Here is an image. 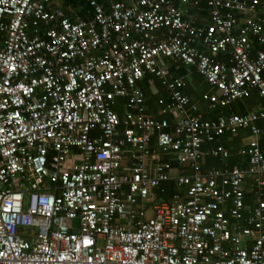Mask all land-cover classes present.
I'll return each instance as SVG.
<instances>
[{"label": "built area", "instance_id": "2783aa9c", "mask_svg": "<svg viewBox=\"0 0 264 264\" xmlns=\"http://www.w3.org/2000/svg\"><path fill=\"white\" fill-rule=\"evenodd\" d=\"M87 1L73 19L52 0H0V264H264V0H205V27L177 5L202 0ZM162 57L216 87L212 107L255 89L261 108L203 119ZM148 73L174 124L146 112ZM241 128L250 165L204 170L231 155L205 145ZM170 180L182 192L159 199Z\"/></svg>", "mask_w": 264, "mask_h": 264}, {"label": "crops", "instance_id": "0c3cea01", "mask_svg": "<svg viewBox=\"0 0 264 264\" xmlns=\"http://www.w3.org/2000/svg\"><path fill=\"white\" fill-rule=\"evenodd\" d=\"M52 0V7H59L63 10L70 13V16L74 19L76 15L80 17H85L93 13V8L89 4L87 0ZM106 2V0H104ZM127 3H132L134 0H122ZM87 4V12L85 15H81V9L86 7ZM177 5L184 10V15L186 18L191 19L192 22L199 26L205 27L210 23V14L209 10L206 6L205 0H202L199 5L195 4H181L177 3ZM72 10L75 11V14H72ZM58 25L57 22L51 24L42 23L39 26V32H33L31 30V34L39 33L41 36L46 37V30L48 27ZM160 63L169 68L172 75L174 77H181L185 81V86L183 87V92L189 96L193 105L196 106V109H191V112L200 115L203 119H216L219 116H228L234 113L237 114H249L251 112L258 111L262 105V98L259 95L258 91L253 89L251 94L248 97L239 98L232 101L230 104L226 106L217 105L215 107L211 106V102L209 100L204 99L202 96L204 93L208 94H216L221 95L220 91L213 87L211 84L207 82V80L197 71L195 67H187L180 60L171 57H162L160 58ZM148 76V75H147ZM146 76V77H147ZM147 84L149 85L152 92L155 94L158 92V87L155 84V81L152 78L147 80ZM146 95V93H145ZM148 97L146 96V112L156 118L167 117L171 124L175 123V117L172 114H168L167 116L162 114L160 111V106L158 103L157 106L151 108L148 103ZM119 101V100H118ZM117 104V106H121L122 115L125 112L124 102ZM116 106V107H117ZM236 107V111H233L232 107ZM119 112V111H118ZM120 113V112H119ZM258 125L261 128L262 132L259 138V142L261 143V137L264 134V121H258ZM123 127H121V130ZM253 139L252 131L249 128H241L236 133H225L222 136H219L216 141L209 142L205 145L206 150H210L211 147L221 144L226 147L231 155L225 159L219 158L221 165L219 166H210L204 167L207 157L211 155H206L205 160L203 162V169L207 170L212 167L217 168H232L238 166L240 168H247L250 165L249 155L243 153V150H246L250 146V142ZM152 145L156 147L155 138L152 139ZM128 147H131L130 145ZM264 151V149H262ZM216 158V157H215ZM165 160H168V157H164ZM175 162V161H174ZM186 167H175L172 170V175L177 172H185ZM254 178L247 177L244 182L246 187V201L249 205H255V196L253 192H250V187L253 185Z\"/></svg>", "mask_w": 264, "mask_h": 264}, {"label": "trees", "instance_id": "16d2710c", "mask_svg": "<svg viewBox=\"0 0 264 264\" xmlns=\"http://www.w3.org/2000/svg\"><path fill=\"white\" fill-rule=\"evenodd\" d=\"M103 1V0H102ZM84 2H86L84 0ZM87 4H86V7L82 8L81 9V15H85L86 12H87ZM257 46L261 49V48H264V44H260L259 45V42H257ZM225 58V56H221V60H223ZM172 75V73H171ZM149 78H152L154 81H155V84L156 86L158 87V92L157 93H153L152 90L150 89L149 85L147 84V80ZM139 85L141 87V89L143 90L144 94L146 93L145 95V98L146 96L148 97V103H149V106L151 108L157 106L156 103L159 104L160 106V111H161V108L164 106V103H167L168 101L170 102L171 99H170V91L162 84V80L157 77L156 75L154 74H150L148 73V76L145 77L144 79H142L141 81H139ZM124 100V99H119V103H122L121 101ZM116 109L120 112V114H122V109H121V106H117ZM233 111H236V107L233 106L232 107ZM164 115H168V114H164ZM169 120V119H168ZM170 121V120H169ZM171 123V122H170ZM261 143H260V146L262 149H264V134L263 136L261 137ZM221 165V162L219 160V158H215L213 156H208L207 157V160H206V163H205V166L204 167H210V166H219ZM164 191H161V190H158L157 192V196L159 199H166V200H170L171 197L177 193V192H182V188L179 187L176 182L174 180H170V181H167L165 184H164Z\"/></svg>", "mask_w": 264, "mask_h": 264}]
</instances>
